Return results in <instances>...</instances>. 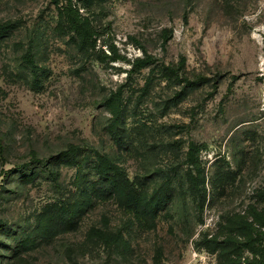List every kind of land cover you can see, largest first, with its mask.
<instances>
[{
  "label": "rangeland",
  "instance_id": "1",
  "mask_svg": "<svg viewBox=\"0 0 264 264\" xmlns=\"http://www.w3.org/2000/svg\"><path fill=\"white\" fill-rule=\"evenodd\" d=\"M71 4L98 33L86 50ZM97 154L152 223L95 195ZM59 205L69 227L50 234ZM255 212L264 0H0V264H254Z\"/></svg>",
  "mask_w": 264,
  "mask_h": 264
},
{
  "label": "trees",
  "instance_id": "2",
  "mask_svg": "<svg viewBox=\"0 0 264 264\" xmlns=\"http://www.w3.org/2000/svg\"><path fill=\"white\" fill-rule=\"evenodd\" d=\"M66 12L67 14L64 16L67 17V23H65V28L62 27V24L61 27L71 35L70 37L78 49L86 50L95 41L94 35L98 33L91 27L88 18L80 13L78 9H74L72 4L66 6ZM140 66L143 65L140 64ZM121 104L122 101L119 98L111 101L110 106H112L114 113H121ZM68 150L72 153H77L76 147H71ZM94 166L97 177L93 182V190L97 197L104 199L116 198L126 205H133L136 212L144 221L150 223L154 221V210L151 201L146 197H138L131 180L124 172L118 170L116 165L106 155L97 154ZM254 214L256 215V220L261 226H264V216L257 212ZM71 217L72 213L70 209L59 205L46 210L41 216V222L46 221L50 234H57L69 227L65 221ZM246 242L247 244L258 242L259 250L258 252L256 251V254L259 256V259L254 264H264V230H261L254 237H248V241ZM251 262L253 263V261ZM251 262L249 261L248 264H251Z\"/></svg>",
  "mask_w": 264,
  "mask_h": 264
}]
</instances>
